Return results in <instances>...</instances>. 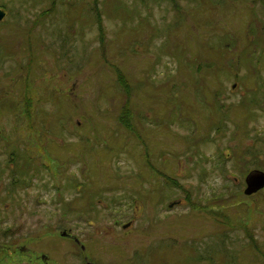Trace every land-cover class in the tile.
I'll return each mask as SVG.
<instances>
[{
    "label": "rangeland",
    "instance_id": "374dc122",
    "mask_svg": "<svg viewBox=\"0 0 264 264\" xmlns=\"http://www.w3.org/2000/svg\"><path fill=\"white\" fill-rule=\"evenodd\" d=\"M0 9V264H264V0Z\"/></svg>",
    "mask_w": 264,
    "mask_h": 264
},
{
    "label": "trees",
    "instance_id": "16d2710c",
    "mask_svg": "<svg viewBox=\"0 0 264 264\" xmlns=\"http://www.w3.org/2000/svg\"><path fill=\"white\" fill-rule=\"evenodd\" d=\"M131 127V126H130ZM132 131H134V128H133V126L130 128ZM247 152H245V154H246ZM261 155V154H260ZM260 155H259V157H258V154H257V152H255V150H251V149H249L248 150V153H247V157L249 156V158L247 159V160H243V161H241V163H242V165L243 166H246V169H247V167L248 166H251V164H253L254 166H253V168L251 169L250 167H249V169H247V174L249 175V173L250 172H253V171H264V159H261L260 158ZM251 169V170H250ZM249 171V172H248ZM247 176V175H246ZM245 176V177H246ZM247 178V177H246ZM175 184H177L174 180H173V185H175ZM178 188H179V186H177ZM187 198H189L190 199V201H191V198H190V194L188 193L187 194ZM228 201V200H227ZM222 202V200H219V199H217V201H215V202H210V203H206V204H202V203H197V202H193V203H191L192 205H194L193 207L194 208H196V209H203V210H207V208L209 207V211L210 212H212V213H214L215 214V212H222V213H224L225 212V210H226V208H224L223 206H221L222 204H220ZM216 204V205H215ZM217 204H219V205H217ZM210 205H214V206H210ZM223 209V210H222ZM222 210V211H221ZM220 213H216V215L217 214H220ZM215 215V216H216ZM225 238H229V235H225ZM250 241H251V244L249 245L251 248L253 247V249H255L254 251L255 252H257V253H259L260 255H262V253L263 252H261V247H262V245L260 244V242L259 241H257V239L255 238V236H253V234H251L250 233ZM264 255V254H263Z\"/></svg>",
    "mask_w": 264,
    "mask_h": 264
},
{
    "label": "water",
    "instance_id": "95a60500",
    "mask_svg": "<svg viewBox=\"0 0 264 264\" xmlns=\"http://www.w3.org/2000/svg\"><path fill=\"white\" fill-rule=\"evenodd\" d=\"M6 19V12L2 9H0V22L4 21ZM246 185H248L247 190L245 191V194L247 196H250V194H255L261 191V189H264V172L263 171H253L250 173L249 177L247 178ZM173 207V203L170 206V208ZM131 224L125 226V228H128ZM66 234V233H65ZM66 236V235H65ZM85 251V248L82 247ZM44 256L43 258H45Z\"/></svg>",
    "mask_w": 264,
    "mask_h": 264
},
{
    "label": "flooded vegetation",
    "instance_id": "af4514ba",
    "mask_svg": "<svg viewBox=\"0 0 264 264\" xmlns=\"http://www.w3.org/2000/svg\"><path fill=\"white\" fill-rule=\"evenodd\" d=\"M245 185H246V182H245ZM245 187H246V189H247L248 185H246ZM246 189H245V190H246ZM117 224H118V222H117ZM71 231H72V230H70V232H71ZM62 235H63V234H62ZM66 236L69 237V238H71V236H70L68 233L66 234ZM75 242H76L77 244H80V240H79L78 238H75ZM0 248H1V247H0ZM82 249H83V248H82ZM21 251L26 252V251H25V248H22ZM82 251H83V250H82ZM1 253H2V252L0 251V254H1ZM44 256H46V255H42V256H41V259H37V261L40 260V261H44L45 264H49L48 257L46 256L45 258H43ZM0 259H1V256H0ZM89 263H90V262H89Z\"/></svg>",
    "mask_w": 264,
    "mask_h": 264
}]
</instances>
